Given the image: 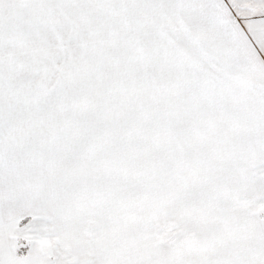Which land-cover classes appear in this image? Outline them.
I'll use <instances>...</instances> for the list:
<instances>
[{
	"label": "snow or ice",
	"instance_id": "1",
	"mask_svg": "<svg viewBox=\"0 0 264 264\" xmlns=\"http://www.w3.org/2000/svg\"><path fill=\"white\" fill-rule=\"evenodd\" d=\"M0 264H264V0H0Z\"/></svg>",
	"mask_w": 264,
	"mask_h": 264
}]
</instances>
